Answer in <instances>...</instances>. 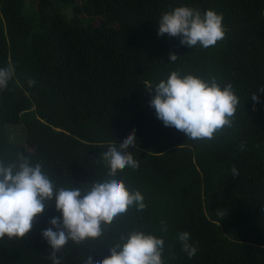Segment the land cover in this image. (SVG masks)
Listing matches in <instances>:
<instances>
[{
    "label": "trees",
    "instance_id": "obj_1",
    "mask_svg": "<svg viewBox=\"0 0 264 264\" xmlns=\"http://www.w3.org/2000/svg\"><path fill=\"white\" fill-rule=\"evenodd\" d=\"M179 6L222 13L227 38L203 49L159 36L162 14ZM9 63L16 75L0 90L5 162L23 154L43 162L57 187H88L108 178L109 144L135 130L129 151L140 167L116 178L148 207L131 209L101 240L69 241L61 264H85L87 255L95 264L132 231L163 238L165 264H264V0H0V68ZM174 70L231 83L234 125L207 142L164 126L149 90ZM20 124L26 144L10 139ZM55 217L53 201L25 238L0 240V264H52L42 232ZM183 231L198 248L192 258L177 239Z\"/></svg>",
    "mask_w": 264,
    "mask_h": 264
},
{
    "label": "clouds",
    "instance_id": "obj_2",
    "mask_svg": "<svg viewBox=\"0 0 264 264\" xmlns=\"http://www.w3.org/2000/svg\"><path fill=\"white\" fill-rule=\"evenodd\" d=\"M223 21V14L213 9L201 13L190 6H179L162 14L158 35L181 37L183 45L209 49L227 38ZM170 59L175 63L178 56L170 54ZM15 75L16 69L11 63L0 68V90L7 89ZM27 83L33 87L36 81L29 78ZM152 89L156 95L150 106L157 118L164 126L186 134L188 140L212 141L234 125L240 101L231 83L222 85L215 76L204 79L174 70L149 91ZM258 91L264 92V87ZM251 98L259 102L256 93ZM135 144V130L118 146L110 143L102 154L109 169L108 178L93 181L88 187H57L44 171L43 162L33 164L23 154L18 153L15 160L8 162L0 159V240L5 236L25 238L33 229L36 217L54 201L62 220L52 218L51 227L42 236L51 246L48 258L52 264H61L57 254L69 241L80 246L89 240H101L106 229L115 226L131 209L144 211L148 205L141 191H131L123 180L116 178L126 168L139 169V161L129 151V146ZM231 172L233 177L239 176L235 167ZM160 223L161 231L167 232L166 222ZM177 239L189 258L197 254L198 248L190 243L188 231L179 233ZM110 245L111 255L95 264H165V240L156 235L132 231L121 234L118 242ZM85 264H94L91 255H87Z\"/></svg>",
    "mask_w": 264,
    "mask_h": 264
},
{
    "label": "rangeland",
    "instance_id": "obj_3",
    "mask_svg": "<svg viewBox=\"0 0 264 264\" xmlns=\"http://www.w3.org/2000/svg\"><path fill=\"white\" fill-rule=\"evenodd\" d=\"M98 23V21H95ZM10 139L18 144H26V131L23 125L11 126L9 128Z\"/></svg>",
    "mask_w": 264,
    "mask_h": 264
}]
</instances>
